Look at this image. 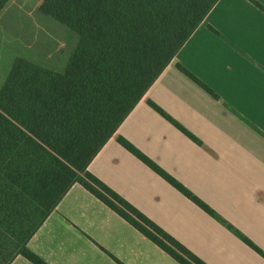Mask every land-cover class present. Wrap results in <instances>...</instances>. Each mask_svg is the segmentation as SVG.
Returning a JSON list of instances; mask_svg holds the SVG:
<instances>
[{
  "label": "crops",
  "instance_id": "0c3cea01",
  "mask_svg": "<svg viewBox=\"0 0 264 264\" xmlns=\"http://www.w3.org/2000/svg\"><path fill=\"white\" fill-rule=\"evenodd\" d=\"M255 1L262 8L251 0H218L87 166L206 264H264L241 238L264 253V0ZM27 246L47 264H180L79 183ZM10 264L32 263L18 255Z\"/></svg>",
  "mask_w": 264,
  "mask_h": 264
},
{
  "label": "trees",
  "instance_id": "16d2710c",
  "mask_svg": "<svg viewBox=\"0 0 264 264\" xmlns=\"http://www.w3.org/2000/svg\"><path fill=\"white\" fill-rule=\"evenodd\" d=\"M8 1L0 0V12ZM217 1L49 0L45 4L43 13L70 28L78 39L63 71L17 56L0 86V176L44 211L23 241L8 245L0 232V264H10L18 255L32 264H47L27 242L74 183L178 263L206 264L90 173L87 166ZM178 68L204 86L184 67L178 64ZM149 104L172 121L153 102ZM117 140L222 221L131 143L122 137ZM241 238L264 257L258 247Z\"/></svg>",
  "mask_w": 264,
  "mask_h": 264
},
{
  "label": "rangeland",
  "instance_id": "374dc122",
  "mask_svg": "<svg viewBox=\"0 0 264 264\" xmlns=\"http://www.w3.org/2000/svg\"><path fill=\"white\" fill-rule=\"evenodd\" d=\"M48 1L9 0L0 13V86L17 56L63 71L78 36L43 13ZM43 215V210L0 176V232L5 243L26 239Z\"/></svg>",
  "mask_w": 264,
  "mask_h": 264
}]
</instances>
